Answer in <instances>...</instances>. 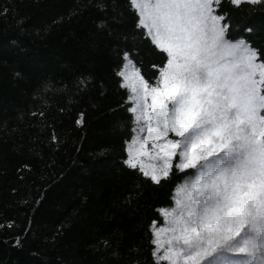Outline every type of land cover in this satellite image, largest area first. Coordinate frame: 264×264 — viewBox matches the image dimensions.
<instances>
[{
	"label": "snow or ice",
	"instance_id": "1",
	"mask_svg": "<svg viewBox=\"0 0 264 264\" xmlns=\"http://www.w3.org/2000/svg\"><path fill=\"white\" fill-rule=\"evenodd\" d=\"M97 3L107 10L106 0ZM124 4L120 18L130 15L131 36L105 19L96 24L111 37L114 75L123 78L117 84L129 89L132 102L117 104L131 113L120 121L132 133L123 141L121 171L135 170L160 187L176 185L177 193L174 207L157 208L145 224L153 257L161 264H264V23L254 26L257 14L264 17V0ZM141 45L155 57L157 71L148 79L132 63ZM15 75L22 78L20 71ZM92 83L93 73L82 74L76 91ZM52 87L43 81L35 97ZM31 115L46 113L41 108ZM59 139L53 131L51 140ZM161 213L165 226L155 227ZM98 243L111 248L107 238Z\"/></svg>",
	"mask_w": 264,
	"mask_h": 264
},
{
	"label": "trees",
	"instance_id": "2",
	"mask_svg": "<svg viewBox=\"0 0 264 264\" xmlns=\"http://www.w3.org/2000/svg\"><path fill=\"white\" fill-rule=\"evenodd\" d=\"M106 3L101 11L97 0H0V264H161L145 224L157 208L174 206L176 185L121 171L123 141L132 133L120 121L131 113L117 104L132 102L114 75L111 37L96 24L105 19L129 36L134 30L130 15L120 18L124 0ZM261 23L257 14L254 26ZM133 55L152 77L155 57L146 46ZM89 73L94 83L77 92V79ZM45 80L53 87L36 98ZM41 108L44 117L31 115ZM163 224L160 214L155 226ZM105 238L111 248L98 243Z\"/></svg>",
	"mask_w": 264,
	"mask_h": 264
},
{
	"label": "rangeland",
	"instance_id": "3",
	"mask_svg": "<svg viewBox=\"0 0 264 264\" xmlns=\"http://www.w3.org/2000/svg\"><path fill=\"white\" fill-rule=\"evenodd\" d=\"M129 70H131V65H129ZM123 83H124V81H123ZM129 90V89H128ZM129 93H130V91H129ZM144 162L146 163V164H148V163H151V161H149L148 160V158L147 157H145L144 158ZM184 183V182H183ZM176 198H177V193H175V197H174V206H175V200H176ZM173 206V207H174ZM162 214V213H161ZM163 216V215H162ZM164 219V218H163ZM165 226V222H164V224L162 225V226H159V227H164ZM155 227H158V226H155ZM153 231H154V229H153Z\"/></svg>",
	"mask_w": 264,
	"mask_h": 264
}]
</instances>
